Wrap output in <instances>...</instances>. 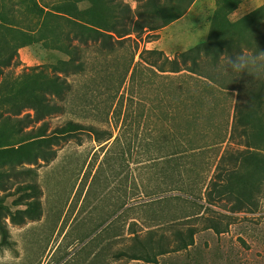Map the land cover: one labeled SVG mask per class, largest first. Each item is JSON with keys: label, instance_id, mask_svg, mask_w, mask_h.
Masks as SVG:
<instances>
[{"label": "rangeland", "instance_id": "1", "mask_svg": "<svg viewBox=\"0 0 264 264\" xmlns=\"http://www.w3.org/2000/svg\"><path fill=\"white\" fill-rule=\"evenodd\" d=\"M166 3L151 30L114 43L108 56L97 44L78 46L92 68L67 77L65 111L46 118L48 131L67 120L93 128L61 142L53 159L31 165L39 218L10 221L24 208L27 196L16 187L26 177H4L0 209L10 244L0 239V264H264V189H254L264 185V107H252L246 122L250 162L233 166L222 182L241 199L251 191L254 204L232 211L227 190L206 196L221 155L245 149L236 128L229 138L235 106L242 84L264 75V57L247 53L238 71L223 62L211 80L183 72L163 78L135 65L148 50L171 59L198 44L246 37L264 24V0ZM109 17L103 0H0L1 145L18 142L2 119L9 96L63 76L59 69L73 53L61 32ZM12 165L0 159V171ZM188 229L194 233L182 247L175 232ZM149 238V260L124 254L139 252Z\"/></svg>", "mask_w": 264, "mask_h": 264}, {"label": "trees", "instance_id": "2", "mask_svg": "<svg viewBox=\"0 0 264 264\" xmlns=\"http://www.w3.org/2000/svg\"><path fill=\"white\" fill-rule=\"evenodd\" d=\"M136 1H138V5L131 9L122 0H103L110 9L109 19L98 21V25L95 27L78 26L73 27L68 32H61V37L66 46L73 53L72 58L65 61L59 69L63 76H53L49 83L37 92L26 93L18 98L11 95L6 101L7 115L2 119L7 124L9 133L17 136L18 142L9 145L0 144V159L9 157L16 164L9 166L6 171H0V189H4L3 182L6 176L26 177V180L17 185L16 188L25 192L24 194L27 196V199L22 203L24 208L10 214L12 223L20 224L27 219H37L41 215L39 199L41 191L36 182V173L31 165L37 164L38 161L46 162L53 159L56 152L55 147L59 146L61 142H66L77 134L83 133L84 130H88L86 128H93L67 120L48 131L46 118L65 111L67 94L72 87L67 77L84 73L88 67L89 69L92 68L87 61L82 59L78 46H85L89 42L97 44L98 51L102 55L108 56L113 53L114 43L119 44L121 41L128 40L131 35L139 37L144 32L151 30L152 16L168 4L166 3L167 0ZM248 23L249 25L253 24V18ZM258 51L264 52V24H256L246 37L198 44L171 59L160 51L148 50L146 51L147 57H141L140 54V61H137L135 65L145 63L154 75H163V78H171L172 75L183 72L211 80L213 73L223 68V62L228 61L230 64V60H236L239 57L240 63L241 57L246 56L247 53L256 56ZM10 59V56L3 57L2 65L7 66ZM239 98L235 106L234 130L232 128L229 138L234 137L236 128V132L238 131L236 136H243L245 149L235 153H225L224 156L221 155L217 163L218 172L216 176L219 182L217 180L210 181L209 190L206 191L207 201L213 198L214 192H226L227 185L222 182L229 177L233 166L250 162L249 157L252 156L251 154L248 155L249 150L246 148L249 146L245 127L251 108L258 107L261 109L264 107V75L250 77L243 83L239 91ZM8 136L7 133V138ZM110 137L109 135L106 139ZM102 139L98 138L97 141ZM261 187L264 189V185L256 186L254 189L259 191ZM231 192H226L225 197L234 202L232 211H238L243 206L254 204L251 191L244 196V199ZM3 219L4 213L0 209L1 244L9 245V232ZM175 233L181 242V246L184 247L187 245L185 238H191L194 232L193 229H188L187 235H183L180 231ZM160 247L161 252H164L161 242ZM151 248V239L149 238L146 244L140 247L141 252L132 249V251L124 254L130 259L143 258L149 260Z\"/></svg>", "mask_w": 264, "mask_h": 264}, {"label": "clouds", "instance_id": "3", "mask_svg": "<svg viewBox=\"0 0 264 264\" xmlns=\"http://www.w3.org/2000/svg\"><path fill=\"white\" fill-rule=\"evenodd\" d=\"M255 55L264 57V52L258 51ZM230 66L234 71H238L242 67V65L239 63V57H237L236 60H230Z\"/></svg>", "mask_w": 264, "mask_h": 264}]
</instances>
